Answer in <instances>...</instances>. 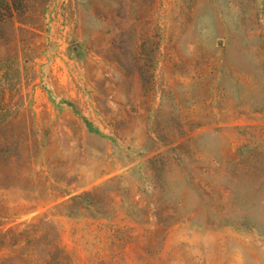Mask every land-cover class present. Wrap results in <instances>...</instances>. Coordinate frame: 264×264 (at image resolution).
Returning a JSON list of instances; mask_svg holds the SVG:
<instances>
[{"label": "rangeland", "instance_id": "374dc122", "mask_svg": "<svg viewBox=\"0 0 264 264\" xmlns=\"http://www.w3.org/2000/svg\"><path fill=\"white\" fill-rule=\"evenodd\" d=\"M0 264H264V0H0Z\"/></svg>", "mask_w": 264, "mask_h": 264}]
</instances>
